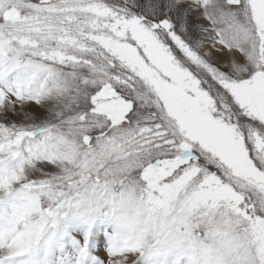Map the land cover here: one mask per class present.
Returning <instances> with one entry per match:
<instances>
[{
    "label": "snow or ice",
    "instance_id": "1",
    "mask_svg": "<svg viewBox=\"0 0 264 264\" xmlns=\"http://www.w3.org/2000/svg\"><path fill=\"white\" fill-rule=\"evenodd\" d=\"M0 264H264V0H0Z\"/></svg>",
    "mask_w": 264,
    "mask_h": 264
}]
</instances>
